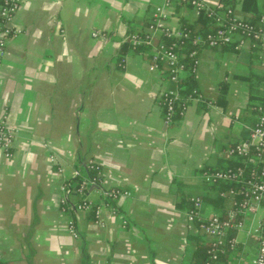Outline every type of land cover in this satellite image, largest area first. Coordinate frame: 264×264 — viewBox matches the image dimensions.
Listing matches in <instances>:
<instances>
[{
	"label": "crops",
	"instance_id": "obj_1",
	"mask_svg": "<svg viewBox=\"0 0 264 264\" xmlns=\"http://www.w3.org/2000/svg\"><path fill=\"white\" fill-rule=\"evenodd\" d=\"M247 1L264 21V0ZM156 6L172 28L197 19L178 1L21 0L11 21L17 31L0 57V119L16 129L11 155L0 152V264H193L197 246L211 241L186 210L199 196L203 216L221 215L201 173L235 164L226 150L254 126L264 56L239 34L221 47L200 46L191 82L203 101L184 97V113L167 124L157 96L171 86L166 65L152 67L150 47L128 42ZM228 8L248 21L253 15L244 0ZM89 161L99 165L100 181L87 199L108 203L98 218L76 209L78 195L63 202L71 170L84 172ZM108 188L129 195L105 199ZM260 214L249 216L251 226ZM232 233L241 256L251 258L254 236ZM232 254L219 264H241Z\"/></svg>",
	"mask_w": 264,
	"mask_h": 264
},
{
	"label": "built area",
	"instance_id": "obj_2",
	"mask_svg": "<svg viewBox=\"0 0 264 264\" xmlns=\"http://www.w3.org/2000/svg\"><path fill=\"white\" fill-rule=\"evenodd\" d=\"M189 4L199 16L201 13L215 18L217 28L214 32L205 36L196 35L191 42L196 46L189 53L190 68L194 72L198 65V49L200 46L216 48L232 42L233 35L240 32L241 35L250 40V46L257 48L264 56V21L260 20L257 26L250 21L239 18L233 14L231 8H227L221 15L217 10L221 8L218 4L215 8L208 7L202 0H164L165 6H171L174 2ZM21 0H0V57L4 52L6 41L16 33L11 21L20 6ZM96 35V32L93 33ZM156 35L170 40L168 44L162 39L156 41ZM189 36L186 30L181 28H172L166 24V14L162 6H156L152 14V19L144 30L129 34L128 42L133 47L149 46L151 49V66L159 68V63L164 61L170 66L167 79L170 82H178L180 73L185 71L184 64L179 61V55L176 48L183 43ZM243 40L236 45L243 46ZM264 66V60H263ZM193 95H188L189 99L203 101L201 95L193 90ZM158 99L164 109L165 123H171L173 116L180 105V92L178 88H163L158 92ZM209 105V104H207ZM253 110L256 113L254 126L250 129L248 137L227 148L226 153L229 157L237 161V165L218 169H205L202 171V180L206 184H216L220 182H234L235 186L222 191L221 196L229 194L233 197L232 207L227 210L226 216L220 214H211L203 216L200 212L202 200L199 196L191 198V206L186 210L187 220L190 223H196L211 238L208 247V260L204 264H216L220 256L226 251L232 252V260L241 264H264V88L262 100L255 104ZM185 110L183 105L179 111L182 115ZM16 135V129L8 126L4 119H0V152L4 156L11 155L10 148ZM51 163L57 166L58 172H63L64 164L53 154L50 155ZM87 169L96 171L94 177L89 178L84 175L79 167H74L70 176L63 184L64 198L72 194L78 195L80 199L76 203V209L89 210L93 203L87 199V193L92 186H99L100 168L93 161L86 164ZM79 179V186L72 187L71 181ZM102 196L106 199H117L121 196L129 195V192L119 188H108L101 190ZM102 206H108V203H102L94 207L96 218L99 217ZM256 211H260V218L254 226L252 219ZM68 232L72 237H78L76 226L72 220L66 223ZM244 231L246 236H254L257 246L255 254L244 259L238 248L237 238L232 232Z\"/></svg>",
	"mask_w": 264,
	"mask_h": 264
},
{
	"label": "trees",
	"instance_id": "obj_3",
	"mask_svg": "<svg viewBox=\"0 0 264 264\" xmlns=\"http://www.w3.org/2000/svg\"><path fill=\"white\" fill-rule=\"evenodd\" d=\"M233 1L234 0H221V8L219 10H217V12H218L217 14L221 15L223 13V11L225 9H227L229 7V5H231L233 3ZM244 4H245V7H247L248 10H251L253 12V15L251 16V19H250V23L255 25V26H257L259 24V19H260L259 12H257L256 7H254V6L251 7L248 4L247 0H244ZM180 28L183 29V30H186L189 33V36H188V38L186 40L183 41V43H180L178 45V47L176 48V52L179 55V61L184 64L185 70L189 72V75L187 76V78H180V80L178 82H176V83L175 82H170L171 86L169 88H178L179 92H180V105L177 107V111L174 114L173 119L176 116L179 115V111H180L181 107L183 105H185L184 102H183L184 101L183 98L187 97L190 94L191 95L194 94L193 93L194 85L191 82L192 81L193 72L191 71V68H190V56H189V53H190V51L192 49L196 48V46L194 44H192L191 40L196 35L200 34L202 36H205L208 33L214 32L215 29L217 28V26H216V23H215V18L209 17L205 13H201L199 16H197L196 21L194 23H192V24H189V23H187L185 21H182V25H181ZM236 34H239L240 36H242L240 32H237ZM162 41L164 43H166V44H168L170 42V40L167 39V38H162ZM143 47H145V45L138 46V47H135V48L137 50H146V48H143ZM162 64L166 65L165 71H166V78H167V76L169 75L170 66L166 62L162 61V62L159 63V67H161ZM261 77L264 78V75H262ZM250 78H251L250 76H247V79L250 80ZM251 94H252V90H251ZM220 98L222 99V96L219 97V99ZM257 98H260V100H262V96H258ZM237 164L238 163L235 160V164L232 165V166H235ZM85 168H86V164H85ZM206 169H218V168H206ZM83 173H84V175L88 176L89 178H92V177L96 176L95 175L96 171L91 170V169H87V168L85 169V171ZM79 181H80L79 179L72 180L71 181V186L72 187H78L79 186ZM208 186L214 192V195H213V198H212L211 201L215 205H217V206H219L221 208V215L222 216H226L227 210L231 209V207H232L233 197L231 195H229V194L221 196L220 193L222 191H227L228 188H230V187H234L235 183L226 181V182H220V183H216V184H208ZM201 200H202V198H201ZM190 206H191V200H190L188 208ZM94 207L95 206H93L91 208L92 211H94ZM209 245H210V242L208 243V245H204V246L203 245H198L197 246V249L195 251V259H194V263L193 264H204L208 260L207 250H208ZM225 253H227V251ZM224 254H222V256H220L219 260L222 259L223 257H225ZM216 264H219V261Z\"/></svg>",
	"mask_w": 264,
	"mask_h": 264
},
{
	"label": "rangeland",
	"instance_id": "obj_4",
	"mask_svg": "<svg viewBox=\"0 0 264 264\" xmlns=\"http://www.w3.org/2000/svg\"><path fill=\"white\" fill-rule=\"evenodd\" d=\"M252 127H253V126H252ZM257 214H259V212H258Z\"/></svg>",
	"mask_w": 264,
	"mask_h": 264
}]
</instances>
